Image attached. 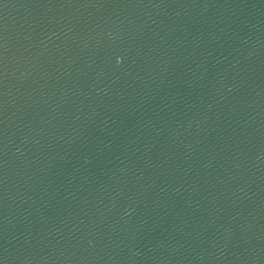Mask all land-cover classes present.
<instances>
[{
    "label": "water",
    "instance_id": "water-1",
    "mask_svg": "<svg viewBox=\"0 0 264 264\" xmlns=\"http://www.w3.org/2000/svg\"><path fill=\"white\" fill-rule=\"evenodd\" d=\"M0 264H264V0H0Z\"/></svg>",
    "mask_w": 264,
    "mask_h": 264
}]
</instances>
